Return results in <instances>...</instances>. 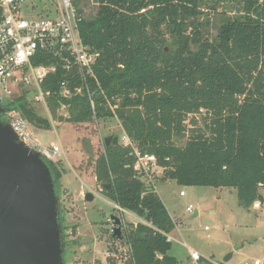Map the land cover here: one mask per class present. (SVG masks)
Instances as JSON below:
<instances>
[{
  "label": "trees",
  "instance_id": "1",
  "mask_svg": "<svg viewBox=\"0 0 264 264\" xmlns=\"http://www.w3.org/2000/svg\"><path fill=\"white\" fill-rule=\"evenodd\" d=\"M101 3L97 15L81 24L84 43L99 53L97 81H88L91 98L86 90L72 98L61 96L64 82L71 90L82 85L76 69L68 73L49 54L33 59L34 65H56L42 83L51 93L47 103L52 117L57 118L63 106L68 109L63 120L73 125L117 117L138 150L156 158L165 180L184 187L235 188L239 204L247 209L261 203L264 0ZM222 6L233 15L219 11ZM204 8L215 15V33ZM2 106L6 112L18 110L36 128L51 129L50 121L38 115L25 96ZM203 110L208 116L205 129L191 132L179 146L186 137L184 117ZM43 159L59 195L61 173ZM136 161L130 148L111 145L105 146L95 167L105 197L143 220L126 227L131 254L124 264H179L170 255L168 241L176 222L156 190L137 176Z\"/></svg>",
  "mask_w": 264,
  "mask_h": 264
},
{
  "label": "rangeland",
  "instance_id": "2",
  "mask_svg": "<svg viewBox=\"0 0 264 264\" xmlns=\"http://www.w3.org/2000/svg\"><path fill=\"white\" fill-rule=\"evenodd\" d=\"M224 10L233 15L229 7L219 8V11ZM204 11L209 14L204 18H210V31L215 33V15L208 13L206 8ZM90 14L94 15L93 12ZM24 96L36 113L51 123L49 130L34 126L33 130L40 141L46 146L54 142L64 151V155L54 159L53 163L61 173L57 190L62 200V220L66 229L65 264L127 263L131 249L124 237L126 227L137 223L138 217L123 214L118 205L108 200L95 176L96 162L105 152L104 139L119 137V145H122V121L114 117L89 124H69L63 120L68 117L67 108H61L57 118H53L50 111L33 101V95ZM207 117L204 110L185 116L183 128L186 129V137L177 144L184 145L191 132L205 129ZM84 138L92 140L93 157L88 156L82 147ZM150 174L152 181L149 178L143 182L149 188L155 186L162 202L177 221L171 236L170 255L179 264H190V250L221 264L264 260V188L260 190L262 202L247 209L239 204L235 188L179 186L165 180L164 170L160 167L152 168ZM88 192L94 194L92 202L85 200ZM181 192L185 195L181 196ZM189 206L193 207L194 212L199 211V216L194 217V212L188 213ZM111 216L122 220V239L113 237ZM231 253V260L224 262Z\"/></svg>",
  "mask_w": 264,
  "mask_h": 264
},
{
  "label": "built area",
  "instance_id": "3",
  "mask_svg": "<svg viewBox=\"0 0 264 264\" xmlns=\"http://www.w3.org/2000/svg\"><path fill=\"white\" fill-rule=\"evenodd\" d=\"M101 4V0H0V105L12 103L24 95H33V101L49 111L47 99L51 93L42 89V83L56 71V65H34L33 59L38 54H49L59 59L68 73L76 69L80 74L82 85L71 90L68 82H64L61 96L72 98L86 90L91 98L88 81H97L94 67L99 53L92 52L84 43L81 24L95 17ZM91 107L95 112L92 99ZM4 115L5 122L12 126L19 140L40 152L43 158L53 162L64 155L62 146L54 142L44 145L34 132V125L18 110L12 109ZM121 142L123 147L132 150L137 159L135 170L139 179L151 178L152 168L159 167L156 158L143 155L125 133ZM151 188L155 189V186ZM119 209L123 214L134 217L121 207ZM187 212L192 214L193 207L189 206ZM168 241H173L170 235ZM189 255L190 264H221L205 259L193 250ZM244 264H264V260L255 259Z\"/></svg>",
  "mask_w": 264,
  "mask_h": 264
},
{
  "label": "water",
  "instance_id": "4",
  "mask_svg": "<svg viewBox=\"0 0 264 264\" xmlns=\"http://www.w3.org/2000/svg\"><path fill=\"white\" fill-rule=\"evenodd\" d=\"M4 114L0 105V264H65L62 200L51 170L42 154L27 147L2 120ZM104 144L117 146L119 137H106ZM82 147L94 156L91 139L84 138ZM85 200L92 202L94 194L88 192ZM110 220L113 237L122 238V220ZM232 257L229 254L224 262Z\"/></svg>",
  "mask_w": 264,
  "mask_h": 264
},
{
  "label": "crops",
  "instance_id": "5",
  "mask_svg": "<svg viewBox=\"0 0 264 264\" xmlns=\"http://www.w3.org/2000/svg\"><path fill=\"white\" fill-rule=\"evenodd\" d=\"M167 208V207H166ZM168 209V208H167ZM169 211V210H168ZM170 213V212H169ZM171 215V213H170ZM196 216H199V211H195L194 212V217ZM172 219L176 222V226H177V221H176V218H174L172 215H171ZM176 229V228H175ZM174 233V231L170 234V237L172 236V234ZM190 259V258H189Z\"/></svg>",
  "mask_w": 264,
  "mask_h": 264
}]
</instances>
